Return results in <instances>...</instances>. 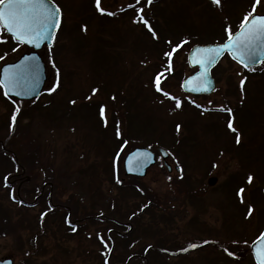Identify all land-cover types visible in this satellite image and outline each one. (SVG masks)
Segmentation results:
<instances>
[{
    "label": "rangeland",
    "instance_id": "374dc122",
    "mask_svg": "<svg viewBox=\"0 0 264 264\" xmlns=\"http://www.w3.org/2000/svg\"><path fill=\"white\" fill-rule=\"evenodd\" d=\"M52 1L62 11L64 27L53 49L42 53L48 71L44 94L35 102L18 103L5 98L0 87V260L107 264L111 256L109 264H254L251 244L264 227V219H258L264 216L251 199L258 178H264V67L248 74L224 59L213 74V96L184 95L181 83L194 73L188 52L204 44L197 40L174 58L176 76L162 74V92L168 95H157L153 85L166 54L177 48L178 34L227 37L249 14H264V0L258 6L256 0H220L218 5L213 0H152L165 1L155 16L148 0H102L99 8L95 0ZM141 8L143 19L135 13ZM0 40L1 71L26 49L12 47L1 32ZM124 97L133 105L122 104ZM133 123L137 131L150 123L154 141L127 137ZM173 136H192L196 146L180 150L172 144L175 155L168 147ZM120 139L126 143L117 152L119 143H114ZM140 146L163 148L173 167L185 168L168 174L158 158L147 178H127L123 159ZM13 156L29 180L19 187L13 184L18 179ZM234 176L245 184L235 189L239 209L226 190ZM45 183L51 187L38 198ZM17 190L29 205L18 204ZM144 198L151 202V214L131 218ZM53 205L54 215L47 217ZM64 207L73 219L87 221L73 234L63 226ZM113 219L122 226L114 227ZM109 229L117 231L112 250Z\"/></svg>",
    "mask_w": 264,
    "mask_h": 264
},
{
    "label": "water",
    "instance_id": "95a60500",
    "mask_svg": "<svg viewBox=\"0 0 264 264\" xmlns=\"http://www.w3.org/2000/svg\"><path fill=\"white\" fill-rule=\"evenodd\" d=\"M46 3L49 7L58 8L51 0H46ZM255 16L259 17L258 15ZM250 23L251 19L249 20V24ZM242 27L233 35V39L239 35ZM59 28L51 33L48 38L41 40L39 47H36L33 44H23L17 42L11 34L7 33L6 29L2 28L6 32L7 36L11 37L15 42L30 50L22 55L17 61L3 66L0 71V81L4 79L5 69H11L12 72L18 76V84L16 88L9 89V95H7V97L18 99L20 101H33L41 95L47 82V71L40 52L45 47H53ZM52 37H54V39ZM228 42L229 41L216 45H199L190 50L187 57V63L190 69H197V72L189 75L182 82L181 89L185 94L202 97L212 96L216 91V82L212 77V71L226 55H229L234 62L245 69L260 67L264 63V44H261L258 48L253 50L252 60L249 61V66L247 68L243 66L239 59L234 58V56H239V53H233L231 51H223L219 54V56H216L214 53H209L208 55H211L213 58V63L209 64L206 69L201 68L200 63L203 60L204 54L197 52V49L219 48ZM202 73H204V75H202ZM193 89L195 90L193 91ZM3 90L5 92L4 87ZM17 91L20 92L21 95H16L15 93ZM158 153L163 160L167 172L172 173L173 168L168 162L170 157L169 153L163 149H159ZM156 164V154L152 150L148 148H136L126 155L123 162V169L126 177L144 179L147 177L149 171L156 166ZM175 171L179 172L180 168L176 167ZM261 236H264V233ZM259 241L260 238L257 239L251 246V251L256 264H259L257 255L259 251ZM0 264H13V260L12 258L0 260Z\"/></svg>",
    "mask_w": 264,
    "mask_h": 264
},
{
    "label": "snow or ice",
    "instance_id": "6c2138e0",
    "mask_svg": "<svg viewBox=\"0 0 264 264\" xmlns=\"http://www.w3.org/2000/svg\"><path fill=\"white\" fill-rule=\"evenodd\" d=\"M215 4H219L220 0H213ZM152 0H148L150 5ZM260 4V0H256V5ZM97 8L100 7V0H97ZM103 11V10H101ZM143 13V8L140 9ZM255 13V7L253 8ZM107 15H114V13H107ZM251 23L249 24V19ZM143 19V17H141ZM147 23V21H144ZM60 25V9L49 7L46 0H0V27L6 29L7 33L11 34L13 38L19 43L33 44L36 47L40 46L41 40L48 38ZM243 27L239 35L233 39L231 30L228 34V43L219 48L210 49H197V52L204 54L203 60L200 63L201 68H207V66L213 63V58L209 53H214L216 56L223 51H231L233 53H239V56H234L240 60L244 67L249 66V61L252 60L253 50L258 48L261 44H264V16H253L249 14L243 21ZM151 31V28L149 29ZM54 39V37H52ZM0 42H4L0 40ZM175 51V49H173ZM169 58L172 53L167 54ZM57 75L59 73L57 72ZM204 75V73H202ZM160 79H156V89L160 91ZM18 84V76L12 72L11 69L4 70V79L0 81V86L5 88V96L9 95V89L16 88ZM56 87H59L57 83ZM54 87L51 91H55ZM195 89H193L194 91ZM207 90V89H204ZM16 95H21L20 92H16ZM167 96V93H164ZM171 98V97H170ZM75 103V101H73ZM177 107H180L177 102ZM17 111H19L17 109ZM103 109L101 110L103 114ZM230 111V110H229ZM16 116L12 117V123L15 125ZM228 127L233 132L236 131L229 123ZM237 143H239V137H237ZM182 178V177H181ZM249 183L252 182V178L249 177ZM243 192V189H241ZM251 216V210L249 211ZM47 215V213H45ZM107 247V245H106ZM196 247V245H193ZM259 251L257 253L259 264H264V236L260 237L258 244ZM231 255V253H229Z\"/></svg>",
    "mask_w": 264,
    "mask_h": 264
},
{
    "label": "trees",
    "instance_id": "16d2710c",
    "mask_svg": "<svg viewBox=\"0 0 264 264\" xmlns=\"http://www.w3.org/2000/svg\"><path fill=\"white\" fill-rule=\"evenodd\" d=\"M159 2V1H158ZM165 3V1H160V3H158V4H155V2H152L151 3V6L153 7V9L151 10L152 12H153V14L152 15H157L158 14V12H159V8H160V6L161 5H163ZM162 7V6H161ZM150 21H152V20H150ZM241 25V24H240ZM64 27V23H63V26H62V28ZM79 28H80V26H79ZM237 28H238V26L236 27V29L235 30H237ZM1 30V29H0ZM234 30V31H235ZM1 32L4 34V32L1 30ZM188 35H190V34H192V31H189V33H187ZM204 34H208L209 36H203ZM186 36L185 34H178L177 36L179 37V43L177 44V48H173V47H171L170 48V50L168 51V53L169 52H171L172 53V55H171V57L169 58V56L166 54V60L164 61V64H163V67H161L159 70H158V73H155V74H157V76H155V79H157V77H159V79H160V91H157V89H156V80H155V83H154V85H153V88H154V92L157 94V95H163V96H165L164 95V93L162 92V90H163V79H162V74L163 75H166V76H169V75H171V76H173V75H177L178 73L174 70L175 69V66H174V58H176V56L178 55V53H179V51L182 49V47L186 44V43H193V42H195V41H197V40H200V41H198V42H201V43H217V42H222V41H225L226 39H227V37H218V36H216V35H218L217 34V32L216 33H214L213 35H211V33H209V32H207V33H204L203 32V35H201V34H199V33H197L195 36H197V38H191V37H189V36ZM177 36H175L172 40H175V38L177 37ZM207 37H209V38H207ZM8 43L12 46V47H16V46H18L16 43H14L11 39H9L8 38ZM197 42V43H198ZM161 43V42H160ZM173 49H175V51H173ZM162 50H164V47L162 48ZM52 52V51H51ZM52 53H54V52H52ZM165 66V67H164ZM258 72V71H257ZM257 72L255 73V74H257ZM184 76H182L181 75V77H180V80L183 78ZM247 84L248 83H246V84H244V88H247ZM127 97V96H126ZM118 101H121V99H117ZM122 104H124V105H126V104H128L129 106H131V105H133V102H132V100L130 101L128 98H125L124 97V99L122 100ZM25 115L26 116H30L31 115V113L30 112H25ZM31 116H33V114L31 115ZM145 127V130H142V131H137L135 128H137L135 125H134V123L133 124H131V126L129 127V129H128V134H127V137H129V136H133V137H129V138H131V140H133V141H142V142H144V143H149V142H151L152 140L154 141V139L155 138H151V136H152V134L153 133H155L156 134V129L149 123V125H147V126H144ZM212 129V128H211ZM175 130L176 129H174L173 128V135H175ZM130 134V135H129ZM124 137H126V136H124ZM123 137V138H124ZM136 138H139L138 140L136 139ZM122 139V138H121ZM121 139L120 140H116L115 141V145L117 144V143H119V145L117 146V150L122 146V144H124V143H126V142H122L121 141ZM125 139H127V138H125ZM172 143L168 146L169 148H170V150H171V152L173 153V154H175V152H174V148H179L180 150H188V149H190V148H195V146H196V140L191 136V137H185L183 140L182 139H178V138H176L175 136H173L172 137V139L170 140ZM122 142V143H121ZM162 142V141H161ZM161 142L160 141H158V140H156V143L157 144H161ZM172 144H174L173 146H174V148L171 146ZM183 144H185L184 146H183ZM147 145H149V144H147ZM192 150V149H191ZM194 150V149H193ZM190 151V150H189ZM176 154H178V152L176 153ZM175 154V155H176ZM182 164V163H181ZM182 168L184 169L185 168V166L182 164ZM239 178H241L240 176L239 177H232L231 179H229L228 181H227V184H226V186H227V188H226V190L228 189L229 191H230V196H229V201H230V203L235 207V206H237V207H235L236 209H239L238 208V206H239V199H237V197L239 198V192L237 193V192H235V189H236V187L237 186H239L240 187V185L242 184V183H237L238 182V179ZM258 180H259V182H260V186L256 189H252L253 191L251 192V199H252V201H253V204H254V207H255V209H259L258 211H259V213H258V215L260 214H263V216H264V189L263 188H261V185L264 183V178H258ZM257 181V180H256ZM255 181V182H256ZM254 182V183H255ZM241 186H245V184H242ZM146 198H144L143 199V201H140V202H142L141 204H143L141 207H140V209H139V211H138V213L137 214H132V216H131V218H133V217H137V216H139V215H141V214H143V213H145V214H151V212H152V206H151V202H149V201H146L145 200ZM145 203V204H144ZM118 216H119V214H118ZM117 216V217H118ZM261 217V216H260ZM260 217H258V219H260V220H263L264 218H260ZM263 230H264V227H263ZM160 264H164L163 262H160Z\"/></svg>",
    "mask_w": 264,
    "mask_h": 264
},
{
    "label": "flooded vegetation",
    "instance_id": "af4514ba",
    "mask_svg": "<svg viewBox=\"0 0 264 264\" xmlns=\"http://www.w3.org/2000/svg\"><path fill=\"white\" fill-rule=\"evenodd\" d=\"M95 1H97V0H95ZM102 0H100V2H101ZM46 87H47V85H46ZM45 87V88H46ZM44 92H45V90L42 92V94H41V96H40V98L42 97V95L44 94ZM39 98V99H40ZM13 160H14V165H15V169H14V171H18L17 173L18 174H14L15 176H18V179H17V181L16 180H14V182H13V184L15 185V183H16V186L17 187H19V184L20 183H22L23 181L24 182H26V181H29L28 179H27V177H25V170H24V168L19 164V162H18V160L15 158V157H13L12 158ZM21 181V182H20ZM11 184V182H9V185ZM12 184V185H13ZM47 186H49V187H51V184H49V183H45L44 185H43V187H42V191H41V194L38 196V198H40L41 196L43 197V194H44V192L46 191V187ZM17 187H16V189H17ZM50 197H51V195H50ZM24 204H25V202H23ZM52 208L53 209H56V206H52ZM63 210H67V214H66V216L64 217V228H65V230H67L69 233H71L70 231H72V232H77L78 230H80V228H81V226H83V225H85L86 224V220L85 219H73V217H72V213H71V211L68 209V208H66V207H64L63 208ZM98 217H101V216H98ZM98 217H96L94 220L95 221H102V220H104L105 218H103V219H99ZM90 220H93L92 218H89L88 219V221H90ZM67 222H68V225H67ZM110 222H111V224L113 223V226L114 225H120L118 222H117V220H115V219H113V220H110ZM70 226H76L77 228H75V227H73V228H70ZM115 227V226H114ZM117 234V231H115V229H109V231H107V237H108V240H109V242L111 243V250H112V248H113V246H114V240H113V235L114 234ZM73 234V233H72ZM98 241L99 242H101L102 241V239L101 238H99L98 239Z\"/></svg>",
    "mask_w": 264,
    "mask_h": 264
}]
</instances>
